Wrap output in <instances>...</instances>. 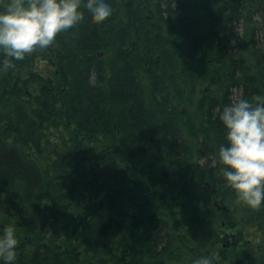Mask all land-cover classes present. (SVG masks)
<instances>
[{
	"label": "trees",
	"instance_id": "1",
	"mask_svg": "<svg viewBox=\"0 0 264 264\" xmlns=\"http://www.w3.org/2000/svg\"><path fill=\"white\" fill-rule=\"evenodd\" d=\"M106 2L105 22L0 70L16 264H264V205L239 202L218 160L223 107L264 96V0Z\"/></svg>",
	"mask_w": 264,
	"mask_h": 264
},
{
	"label": "clouds",
	"instance_id": "2",
	"mask_svg": "<svg viewBox=\"0 0 264 264\" xmlns=\"http://www.w3.org/2000/svg\"><path fill=\"white\" fill-rule=\"evenodd\" d=\"M113 9L106 0H0V70L13 67L37 49L52 46L59 34L87 19L105 22ZM219 120L224 142L218 146L219 172L239 202L264 205V96L239 98L223 107ZM17 239L0 228V264H16ZM192 264H214L201 255Z\"/></svg>",
	"mask_w": 264,
	"mask_h": 264
},
{
	"label": "rangeland",
	"instance_id": "3",
	"mask_svg": "<svg viewBox=\"0 0 264 264\" xmlns=\"http://www.w3.org/2000/svg\"><path fill=\"white\" fill-rule=\"evenodd\" d=\"M49 70H51V68H49ZM200 165L203 168H207L210 165H214V160L210 156L204 157L200 161ZM247 234H249V236L247 238L248 240H251L252 242H256L257 241V239H255V237H257V235H256V233L253 230H248ZM226 264H235V263H234V260H232V261H230V262H228Z\"/></svg>",
	"mask_w": 264,
	"mask_h": 264
},
{
	"label": "water",
	"instance_id": "4",
	"mask_svg": "<svg viewBox=\"0 0 264 264\" xmlns=\"http://www.w3.org/2000/svg\"><path fill=\"white\" fill-rule=\"evenodd\" d=\"M219 210L227 211V209H226L225 207H222V208H221L220 206H219Z\"/></svg>",
	"mask_w": 264,
	"mask_h": 264
}]
</instances>
